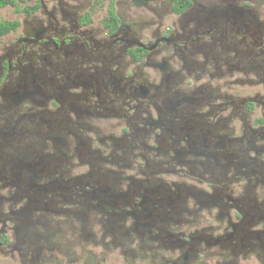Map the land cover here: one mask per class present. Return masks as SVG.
Returning <instances> with one entry per match:
<instances>
[{
    "label": "flooded vegetation",
    "instance_id": "1",
    "mask_svg": "<svg viewBox=\"0 0 264 264\" xmlns=\"http://www.w3.org/2000/svg\"><path fill=\"white\" fill-rule=\"evenodd\" d=\"M13 4L0 264H264V0Z\"/></svg>",
    "mask_w": 264,
    "mask_h": 264
},
{
    "label": "trees",
    "instance_id": "2",
    "mask_svg": "<svg viewBox=\"0 0 264 264\" xmlns=\"http://www.w3.org/2000/svg\"><path fill=\"white\" fill-rule=\"evenodd\" d=\"M13 0H0V8L12 6ZM17 27L16 22H2L0 23V36L4 35Z\"/></svg>",
    "mask_w": 264,
    "mask_h": 264
},
{
    "label": "rangeland",
    "instance_id": "3",
    "mask_svg": "<svg viewBox=\"0 0 264 264\" xmlns=\"http://www.w3.org/2000/svg\"><path fill=\"white\" fill-rule=\"evenodd\" d=\"M20 12L19 10H13L12 7L7 6L6 8H3L0 11V19L4 20V21H10V20H14L16 13Z\"/></svg>",
    "mask_w": 264,
    "mask_h": 264
}]
</instances>
